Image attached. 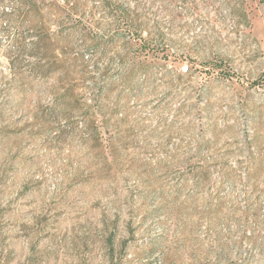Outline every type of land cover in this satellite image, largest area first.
I'll return each mask as SVG.
<instances>
[{
	"label": "rangeland",
	"instance_id": "obj_1",
	"mask_svg": "<svg viewBox=\"0 0 264 264\" xmlns=\"http://www.w3.org/2000/svg\"><path fill=\"white\" fill-rule=\"evenodd\" d=\"M80 3L79 23L47 11L53 34L57 20L74 34L49 52L87 62L72 120L37 119L53 83L15 77L16 29L0 20V264H264V0H150L138 22L153 44L135 67L100 2ZM85 116L104 146L85 144ZM170 194L197 200L193 233H172L157 200ZM208 201L233 220L215 225Z\"/></svg>",
	"mask_w": 264,
	"mask_h": 264
},
{
	"label": "trees",
	"instance_id": "obj_2",
	"mask_svg": "<svg viewBox=\"0 0 264 264\" xmlns=\"http://www.w3.org/2000/svg\"><path fill=\"white\" fill-rule=\"evenodd\" d=\"M98 1L101 4V10L104 15L111 22L110 24H106L108 31L112 32L116 30L119 32L120 38L124 41L128 39L127 44L130 46V51L121 60L122 67L144 66L142 63H146V61L143 60L149 56L150 45L153 44V41L142 35L144 28L138 21L141 19L140 17L145 18V15L141 14L140 11L145 8L146 3H149L150 0ZM4 6L9 7L0 13V20L5 21L7 25L13 26L16 29L12 51L9 53L15 77L24 73L25 68L29 70V76L32 80L48 82L46 84L53 83L52 87L48 88L49 92H47L53 97V106L49 111L38 112L36 114L37 119L42 124H46L48 118H54L55 120L67 118L68 120H72L77 113H82L85 109V93L83 92L86 90L84 86L87 81V62L82 54H78L79 57H73L71 53L67 54L68 56L64 57L63 55L59 57L60 55H57L55 51L49 52L52 40L58 39L54 38V36L60 37L59 39L62 41L66 40L69 45L70 43L72 45L74 34L66 33L63 30V23L59 20L53 22L58 24L56 25L57 28L63 31V33L59 32L58 35L53 34L54 32L51 30L52 19L47 17V11L51 9L57 10L54 17L58 19L60 18L58 15L60 10L68 16L70 24L71 22L79 23L82 21L80 0H66L62 4L58 0H0V9ZM81 36L86 38L87 33L81 31ZM87 49L88 46L85 47V50ZM131 50L134 55H132ZM70 55L73 57L72 59ZM26 56L34 59V62L25 67ZM190 70L191 67L186 68V72H190ZM105 76L106 74L103 75L104 79ZM93 89H95L96 102L99 104L108 93L107 86H105V83L102 84V76L95 81ZM85 118L86 116L84 117L85 123L83 122L85 144L89 146L91 143H99L101 146H104L103 143L107 139L104 136L102 137L100 128H95V125L92 124L93 121H86ZM74 125L76 123H71V129L74 128L73 130L76 131L77 129ZM247 126H249V123H247ZM246 133L245 142L251 147V133L249 131ZM97 137L101 138V142H99L100 139ZM110 142L114 143L112 140ZM113 152L118 153L117 150ZM180 164H186V162H181ZM200 185H202V181L198 179L196 186ZM157 200L160 202L158 209L164 211L169 216V222L172 224V233H193L195 225L198 222L194 218L202 210L197 200L191 197L182 200L179 194H170ZM212 207V202L208 201L204 209L208 211V217H213L215 214V225L222 224L223 222L227 224L233 220L230 216H225L221 213L224 210L222 205L215 206V211H220V213H217V216L216 212H213ZM244 217L249 219L251 216L246 213ZM252 217L256 222V226L260 227L263 225V222L259 220L258 211ZM218 252L222 255L224 250L220 248Z\"/></svg>",
	"mask_w": 264,
	"mask_h": 264
}]
</instances>
